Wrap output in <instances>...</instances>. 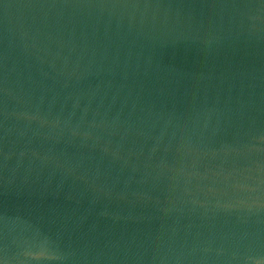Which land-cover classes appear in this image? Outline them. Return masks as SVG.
Here are the masks:
<instances>
[{
	"label": "water",
	"instance_id": "water-1",
	"mask_svg": "<svg viewBox=\"0 0 264 264\" xmlns=\"http://www.w3.org/2000/svg\"><path fill=\"white\" fill-rule=\"evenodd\" d=\"M0 264H264V0H0Z\"/></svg>",
	"mask_w": 264,
	"mask_h": 264
}]
</instances>
